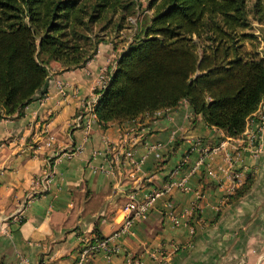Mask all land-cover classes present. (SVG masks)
I'll list each match as a JSON object with an SVG mask.
<instances>
[{
  "label": "crops",
  "instance_id": "crops-1",
  "mask_svg": "<svg viewBox=\"0 0 264 264\" xmlns=\"http://www.w3.org/2000/svg\"><path fill=\"white\" fill-rule=\"evenodd\" d=\"M122 46L98 43L79 68L51 64L22 114L0 118V220L8 229L0 264H73L83 238L117 228L129 192L140 201L181 179L182 188L154 199L132 235L96 250L92 264H264V95L235 138L205 125L184 101L104 127L73 125ZM260 47L264 54V41ZM247 177L248 189L232 198Z\"/></svg>",
  "mask_w": 264,
  "mask_h": 264
},
{
  "label": "trees",
  "instance_id": "trees-1",
  "mask_svg": "<svg viewBox=\"0 0 264 264\" xmlns=\"http://www.w3.org/2000/svg\"><path fill=\"white\" fill-rule=\"evenodd\" d=\"M249 1L147 0L153 10L146 14L137 0H0V118L22 114L50 63L82 67L98 43L114 47L122 40L112 38L128 29L103 73V89H94L96 123L129 121L184 101L205 125L235 138L264 95V54L242 47L253 36L243 32L248 14L262 19L260 0Z\"/></svg>",
  "mask_w": 264,
  "mask_h": 264
},
{
  "label": "built area",
  "instance_id": "built-area-1",
  "mask_svg": "<svg viewBox=\"0 0 264 264\" xmlns=\"http://www.w3.org/2000/svg\"><path fill=\"white\" fill-rule=\"evenodd\" d=\"M104 84H105V76L102 72V74H100L99 76L96 90L101 91L104 87ZM59 91L62 92V89L59 88ZM98 95L99 93L94 92L91 98L83 103L82 109L80 110V112L77 113V115L72 120L73 125L81 126L82 128L86 129L89 125L96 123L95 116L91 112V109H92V104ZM255 139H256V134L254 133L250 134L248 137L250 143L254 142ZM52 140H53L52 135L45 134L44 145L48 146ZM223 145L224 142H220L218 146H215L211 149V152L216 151L217 149L221 148ZM150 150L152 152H155L156 146H151ZM130 155H131L130 151L124 152V156L126 158H129ZM48 175H49L48 172L44 171L42 173L44 182L48 181ZM183 180L184 179H181L177 182H169L163 185L162 188L151 191L140 201L135 199L133 192H129L126 196V202L119 209V213L121 214V220L117 228L114 231H112L107 237L102 239L91 238V237L83 238L80 242V245L77 247L73 264H92L93 254L96 250L98 249H104L108 251L112 250V249H107L106 246V243L109 240H112L113 238H116L118 236L132 235L133 223L136 220H141L146 216L147 211L151 207L154 199L159 195L168 193L172 188H182ZM28 198H31V195H29ZM7 234H8V229L5 221L0 220V236ZM133 264H138V263L137 261H135Z\"/></svg>",
  "mask_w": 264,
  "mask_h": 264
},
{
  "label": "rangeland",
  "instance_id": "rangeland-1",
  "mask_svg": "<svg viewBox=\"0 0 264 264\" xmlns=\"http://www.w3.org/2000/svg\"><path fill=\"white\" fill-rule=\"evenodd\" d=\"M139 2V9L141 10V13H146V14H150L153 10V5L150 6V8L148 7V9H146V5H147V0H137ZM252 0H250L248 2V5H250ZM260 3H261V14H262V19L261 21H258L256 20L252 13H249L248 14V19H249V26L245 29H243L245 33H250L252 34L253 36L251 38H246L243 42H242V47L245 51H250V50H254L256 49L258 53L262 54L263 55V50L262 48L260 47L261 44H263V41H264V28L261 27V25L264 26V0H260ZM145 8V10H144ZM141 15H138L137 17L138 18H141L140 17ZM131 22H134L133 19L130 20ZM130 30V29H129ZM132 30V28H131ZM128 29H124V30H121L119 33V37H113L112 40H119L121 39L122 41H116V45L118 47L122 46L124 44V41L127 39L126 38V34H127ZM128 35V34H127ZM122 48V47H121ZM121 49H119V53H120ZM55 62H52L50 63V66L51 64H53ZM58 68H62V66L59 64V63H55ZM103 73L105 72L104 70L102 71ZM93 95V94H92Z\"/></svg>",
  "mask_w": 264,
  "mask_h": 264
}]
</instances>
